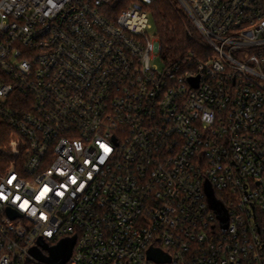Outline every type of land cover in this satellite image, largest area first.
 I'll return each instance as SVG.
<instances>
[{"label": "built area", "instance_id": "obj_1", "mask_svg": "<svg viewBox=\"0 0 264 264\" xmlns=\"http://www.w3.org/2000/svg\"><path fill=\"white\" fill-rule=\"evenodd\" d=\"M152 1L0 0V264H264V0Z\"/></svg>", "mask_w": 264, "mask_h": 264}, {"label": "trees", "instance_id": "obj_2", "mask_svg": "<svg viewBox=\"0 0 264 264\" xmlns=\"http://www.w3.org/2000/svg\"><path fill=\"white\" fill-rule=\"evenodd\" d=\"M148 11L164 59L177 60L190 50L201 49L200 36L178 0H154L148 5ZM9 138L10 128L0 120V145L6 144ZM2 162L4 157L0 153V168Z\"/></svg>", "mask_w": 264, "mask_h": 264}, {"label": "water", "instance_id": "obj_3", "mask_svg": "<svg viewBox=\"0 0 264 264\" xmlns=\"http://www.w3.org/2000/svg\"><path fill=\"white\" fill-rule=\"evenodd\" d=\"M47 247V245H45ZM61 249H56L53 256L57 257L58 260L61 262L66 259V256L70 253V249L64 250L62 246H60ZM60 250V251H59ZM69 250V251H68ZM149 257L155 261H162L165 259V254L161 253L160 251L156 249H151L149 252Z\"/></svg>", "mask_w": 264, "mask_h": 264}, {"label": "rangeland", "instance_id": "obj_4", "mask_svg": "<svg viewBox=\"0 0 264 264\" xmlns=\"http://www.w3.org/2000/svg\"><path fill=\"white\" fill-rule=\"evenodd\" d=\"M192 24H193V23H192ZM193 26H194V24H193ZM194 28H195V27H194ZM153 33H155L154 29H153ZM153 63H154L155 65H157L158 68H160V69H162L163 66H164V60H163L160 56H157V57L153 60ZM68 251H69V250H68ZM46 254H48V253H46ZM51 256H52V254H51ZM52 260H53V261H58V258L55 257V256H52Z\"/></svg>", "mask_w": 264, "mask_h": 264}, {"label": "snow or ice", "instance_id": "obj_5", "mask_svg": "<svg viewBox=\"0 0 264 264\" xmlns=\"http://www.w3.org/2000/svg\"><path fill=\"white\" fill-rule=\"evenodd\" d=\"M105 151H109V149H105ZM42 195H43V193H42ZM22 207H23V205H22Z\"/></svg>", "mask_w": 264, "mask_h": 264}]
</instances>
